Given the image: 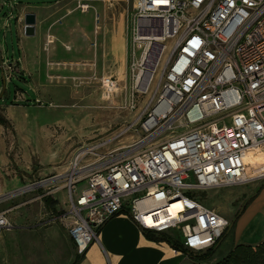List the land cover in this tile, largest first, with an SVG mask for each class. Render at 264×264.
I'll use <instances>...</instances> for the list:
<instances>
[{
	"label": "built area",
	"instance_id": "2783aa9c",
	"mask_svg": "<svg viewBox=\"0 0 264 264\" xmlns=\"http://www.w3.org/2000/svg\"><path fill=\"white\" fill-rule=\"evenodd\" d=\"M75 1L87 12L98 0ZM153 18L162 19L161 35ZM126 32L134 120L110 140L73 152L60 170L0 192V203L28 191L64 190L66 230L78 255L119 212L144 232L206 252L230 222L193 193L264 178V171L252 176L245 162L248 151L264 152V0H133ZM154 41L162 47L151 69L146 63ZM156 70L153 93L138 106L135 94H147ZM14 72L16 66L1 59L2 77ZM101 83L108 90L117 85L111 76ZM135 126L141 136L104 149ZM13 209L0 210V236L14 227ZM172 229L181 231L180 239Z\"/></svg>",
	"mask_w": 264,
	"mask_h": 264
},
{
	"label": "rangeland",
	"instance_id": "374dc122",
	"mask_svg": "<svg viewBox=\"0 0 264 264\" xmlns=\"http://www.w3.org/2000/svg\"><path fill=\"white\" fill-rule=\"evenodd\" d=\"M132 3L133 0L97 1L92 2L93 7L88 13H81L76 8V1L69 0L70 7H74L76 12L63 19L56 17L50 30L54 35L52 41H47L44 32L39 29L33 36L24 37L30 50L28 54L18 43L14 19L10 20V28L0 30V62L3 59L16 67L26 64L23 75L14 72L11 77L5 78L0 73V116L6 121L0 124V155L6 161L3 167L8 166L12 170L9 173L0 169V192L4 188L14 190L24 183L51 174L52 169L62 168L68 157L82 146L110 140L134 120L138 108L131 110L128 101L131 82L127 53L129 42L125 29L131 18ZM8 10L7 6H3L0 16H6ZM79 22L89 25V35L84 39L78 36ZM67 25L73 28V36L60 34L61 28ZM152 25L154 33L161 35L162 19L153 18ZM142 32L149 34L150 28L143 26ZM153 44L148 57L150 62L146 63L151 69L155 68L162 47L158 41ZM136 55H139V50ZM158 72L156 70L147 94H135L138 106L153 93ZM108 76L116 81L114 90H108L101 83V79ZM136 127L113 138L104 149L126 144L141 136ZM15 177L19 178L16 185L12 183ZM263 180L259 178L245 184L193 194L224 216V205L229 206L225 192L237 187L258 186ZM85 185L86 182L82 181L78 188ZM44 191H28L5 200L0 203V210L15 206L19 201H28L9 213L13 218L25 217L28 220L34 212H45L44 203L31 201ZM67 208L65 200L59 203L60 211L66 212ZM49 217L46 214L42 218ZM171 231L175 238H181L179 229ZM19 238L20 234L8 238L6 242L19 241ZM222 254L224 240L215 252L218 257Z\"/></svg>",
	"mask_w": 264,
	"mask_h": 264
},
{
	"label": "crops",
	"instance_id": "0c3cea01",
	"mask_svg": "<svg viewBox=\"0 0 264 264\" xmlns=\"http://www.w3.org/2000/svg\"><path fill=\"white\" fill-rule=\"evenodd\" d=\"M23 1L0 0V10L3 6L9 9L6 16H0V30L10 28V20L14 19L18 43L27 54L30 50L24 37L31 36L23 33V18L26 13L33 12L36 16L35 33L39 29L40 32H44L47 41H52L54 35L50 30L57 18H67L76 12L74 7H70L69 0ZM78 26H80L78 36L84 39L89 35V25L87 23L82 25L79 22ZM60 34L66 37L73 36V28L68 25L62 27ZM25 70V63L16 67L18 74L23 75ZM5 162L0 155V169H6L11 173L12 170L8 166L3 167ZM60 169H52L51 172ZM17 179L19 181V178ZM17 179L15 177L12 180L14 185ZM261 183L258 186L237 187L224 193L225 200L229 202V206L224 205V217L230 223L233 222V225L214 247L210 256L205 252L187 254L174 249L165 240L148 237L124 212L110 217L100 228L97 240L78 256L66 230L70 222L66 215L67 210L62 212L59 209L60 202L64 200L67 202L65 191L46 196L38 193L31 201L39 200L44 203V213L34 212L29 215L28 220L25 217L13 218L9 215L14 227L10 232L5 230L1 234L0 264H215L235 244H256L264 240V184ZM12 189L4 188L1 192ZM26 202L28 201H19L13 207H21ZM46 214L50 217L43 220L42 217ZM19 234V241L6 242L8 238ZM223 240L224 254L218 257L215 252Z\"/></svg>",
	"mask_w": 264,
	"mask_h": 264
},
{
	"label": "trees",
	"instance_id": "16d2710c",
	"mask_svg": "<svg viewBox=\"0 0 264 264\" xmlns=\"http://www.w3.org/2000/svg\"><path fill=\"white\" fill-rule=\"evenodd\" d=\"M5 118L0 116V124H5ZM264 184V180L261 185ZM47 200V198H46ZM237 217V214L236 216ZM233 222L230 223L228 228L224 231L222 238L229 232ZM145 234L153 239H162L167 241L174 249L180 250L187 254H191L190 251L183 248V246L170 235L160 233L158 235L145 232ZM215 247V246H214ZM214 247L205 252L207 256H210L213 252ZM81 256V255H78ZM215 264H264V240L256 244H235L233 245Z\"/></svg>",
	"mask_w": 264,
	"mask_h": 264
},
{
	"label": "bare ground",
	"instance_id": "6f19581e",
	"mask_svg": "<svg viewBox=\"0 0 264 264\" xmlns=\"http://www.w3.org/2000/svg\"><path fill=\"white\" fill-rule=\"evenodd\" d=\"M154 36L158 39V35ZM150 75L151 71L148 72L146 78L150 77ZM245 162L248 164V170L252 173V176L261 174L264 171V152L248 151L245 156ZM177 209V206L171 207L170 211L175 213Z\"/></svg>",
	"mask_w": 264,
	"mask_h": 264
},
{
	"label": "water",
	"instance_id": "95a60500",
	"mask_svg": "<svg viewBox=\"0 0 264 264\" xmlns=\"http://www.w3.org/2000/svg\"><path fill=\"white\" fill-rule=\"evenodd\" d=\"M24 27L23 33L26 36H32L35 33V23H36V16L33 12H28L24 15L23 18ZM2 96V92L0 93V97Z\"/></svg>",
	"mask_w": 264,
	"mask_h": 264
}]
</instances>
